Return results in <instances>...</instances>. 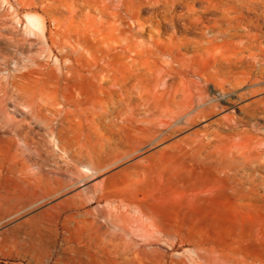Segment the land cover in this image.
I'll return each instance as SVG.
<instances>
[{"label":"bare ground","instance_id":"6f19581e","mask_svg":"<svg viewBox=\"0 0 264 264\" xmlns=\"http://www.w3.org/2000/svg\"><path fill=\"white\" fill-rule=\"evenodd\" d=\"M98 1L104 0L89 3L95 5ZM110 6L114 20L130 21L128 27L134 29L131 36L141 34L149 26H154L158 35L160 29L171 30L164 39L154 40L148 51L150 56L164 57L166 67L163 71L142 69L136 74L132 70L120 71L107 90L92 85L91 90L105 95L112 105L103 106L101 115L129 109L141 117L137 126L142 134L139 138L131 139L118 132L116 139H104L99 148L88 147L80 137L87 141L96 129L92 116L95 112H91L85 129L75 110L73 116L78 121L64 116L55 122L40 116L38 105L31 107L36 120L45 122L47 134L58 147L74 150L82 179L101 177L99 193L87 201L104 202L92 213L98 229H89L85 236L87 246L95 251L92 254L81 247L72 248V258L79 264L94 257L111 259L116 264H164L161 259L147 262L139 249L108 244L116 236L139 230L144 235L160 234L170 239L173 246L177 241L191 246L188 264H264V232L258 224L250 225L237 238L241 243L238 247L189 232L197 225H219L207 218L199 219L212 204L229 197L239 201L264 200V176L258 171L256 160L264 151V0H109L105 8ZM143 12L148 15L144 17ZM26 20L42 31L39 18L26 15ZM176 33L188 35L176 37ZM183 50L192 53L185 55ZM40 75L37 71L23 75L30 84L31 100L36 96L43 101L50 99V94L58 90V77L52 83L55 87L50 89ZM191 75L194 80L187 77ZM143 77L152 83H143ZM51 99L50 105H56ZM154 114L157 117L149 120L148 116ZM201 123L203 129L159 147ZM211 125L214 126L208 132ZM238 126L248 129L239 131ZM12 131L8 143L26 146V138ZM236 133L248 134L245 146H253L254 154L243 153L229 159L227 154L207 151L212 144ZM119 145L126 148H113ZM7 169L17 176L13 165ZM117 178L130 180L128 186L118 189L113 183ZM173 188L183 192L168 198L164 192ZM61 191L54 190L39 201ZM62 202L65 201L51 207ZM84 203L66 201V207L79 210Z\"/></svg>","mask_w":264,"mask_h":264},{"label":"rangeland","instance_id":"374dc122","mask_svg":"<svg viewBox=\"0 0 264 264\" xmlns=\"http://www.w3.org/2000/svg\"><path fill=\"white\" fill-rule=\"evenodd\" d=\"M89 1L0 0V264H79L77 259L72 258V248L81 247L92 254L95 251L87 246L85 236L89 229H98V221L92 213L104 202L87 201L99 193L101 177L82 179L74 150L60 149L47 134L45 122L36 120L31 107L38 105L41 108L40 116L53 118L55 122L64 116L72 122L79 118L85 129L91 112H95L92 116L96 129L91 131L87 141L80 137L88 147L99 148L104 139H116L118 132L131 139L139 138L142 134L137 126L141 117L130 113L129 109L121 113L110 110L106 116L101 115L103 106L108 108L112 105L105 95L92 91V85H100L107 90L120 71L132 70L136 74L141 73L142 69L163 71L166 67L164 57L150 56L148 51L154 40L164 39L171 30L160 29L158 35L156 28L149 26L141 34L131 36L134 29H129L130 21L114 20L111 15L113 6L105 8L109 6V0L98 1L95 5ZM26 15L39 18L42 31L31 25ZM142 15L145 17L148 14L143 12ZM186 35L176 33V37ZM123 50L126 52L121 54ZM183 53L189 55L192 51L183 50ZM31 71L42 73L38 77L50 89L55 87L52 83L58 77V90L50 94L58 105H50L52 99L49 97L44 101L37 96L34 100L30 99V84L23 75ZM187 77L195 79L193 75ZM150 80L143 77L141 81L151 84ZM175 81L178 82V79ZM54 108L61 111H54ZM74 110L78 112V118H74ZM235 114H238L236 110ZM154 116L157 117V114L148 116L149 120L155 119ZM202 125L173 137L159 147L167 146L193 130L203 129ZM213 126L209 127L208 132ZM237 129L242 131L248 127L238 126ZM12 130L26 138V146L8 143ZM247 136L236 133L224 137L207 151L227 154L229 159L243 153L254 154L253 146H245ZM113 148L122 151L126 147L119 145ZM258 156L257 168L264 176V151ZM10 164L17 169V176L8 172ZM129 181L117 178L113 183L118 189H123ZM60 189L62 191L56 196L39 201L48 193ZM182 192L180 188H173L164 193L168 198H173ZM63 200L65 202L58 207H51ZM74 200L84 201V206L79 210H69L66 201ZM204 218L219 225H197L189 232L196 236L221 239L238 247L241 243L237 238L245 234L250 225L258 224L261 232H264V200L239 201L229 197L205 208L199 216L200 220ZM147 234L133 230L131 234L116 236L108 244L126 246L130 250L139 249L145 254L147 262L161 259L164 264H188L191 246L178 241L173 246L170 239L160 234ZM80 264L116 263L111 259L94 257Z\"/></svg>","mask_w":264,"mask_h":264}]
</instances>
